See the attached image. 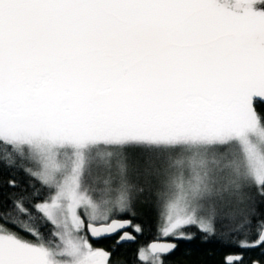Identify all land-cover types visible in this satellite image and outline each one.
Returning <instances> with one entry per match:
<instances>
[{"label":"snow or ice","instance_id":"obj_1","mask_svg":"<svg viewBox=\"0 0 264 264\" xmlns=\"http://www.w3.org/2000/svg\"><path fill=\"white\" fill-rule=\"evenodd\" d=\"M258 99L264 0H0V264H264Z\"/></svg>","mask_w":264,"mask_h":264},{"label":"trees","instance_id":"obj_2","mask_svg":"<svg viewBox=\"0 0 264 264\" xmlns=\"http://www.w3.org/2000/svg\"><path fill=\"white\" fill-rule=\"evenodd\" d=\"M255 107L259 113L264 114V104L262 102L256 101ZM7 172L0 169V178H6ZM6 190L0 189V201L3 200ZM257 199H259L257 197ZM264 210V206H258L257 212ZM136 211L139 215V219L143 221L146 228L150 225H154L156 212L151 205L138 201L136 204ZM259 217H252V228L253 232L255 229V224L257 223ZM45 233L48 229H43ZM187 232H196L197 229L187 228ZM154 231H147L143 237H139L137 243H143L147 240L153 238ZM31 239V237H28ZM254 238V237H253ZM115 238H106L91 241L93 247H99L105 250H110L113 246ZM137 244H125L117 247L116 251L113 252L111 257V264H136L135 260V250ZM233 249L226 248L216 241H211L208 243H202L199 239L193 241H182L179 247L167 257L168 264H222L225 254ZM264 257L261 256L260 249H252L246 252L245 259H256Z\"/></svg>","mask_w":264,"mask_h":264},{"label":"water","instance_id":"obj_3","mask_svg":"<svg viewBox=\"0 0 264 264\" xmlns=\"http://www.w3.org/2000/svg\"><path fill=\"white\" fill-rule=\"evenodd\" d=\"M257 101L262 102V103L264 104V101H261V100H259V99H258ZM92 241H95V240H92Z\"/></svg>","mask_w":264,"mask_h":264}]
</instances>
